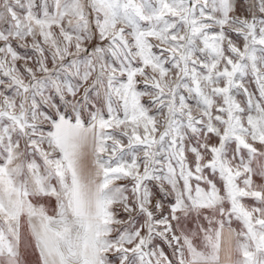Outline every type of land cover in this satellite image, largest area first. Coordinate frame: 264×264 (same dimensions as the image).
I'll use <instances>...</instances> for the list:
<instances>
[{"label":"snow or ice","instance_id":"snow-or-ice-1","mask_svg":"<svg viewBox=\"0 0 264 264\" xmlns=\"http://www.w3.org/2000/svg\"><path fill=\"white\" fill-rule=\"evenodd\" d=\"M0 264H264V0H0Z\"/></svg>","mask_w":264,"mask_h":264}]
</instances>
